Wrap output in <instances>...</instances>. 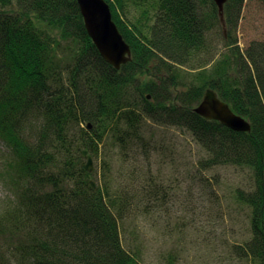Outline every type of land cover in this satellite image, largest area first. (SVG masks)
<instances>
[{
    "label": "trees",
    "instance_id": "obj_1",
    "mask_svg": "<svg viewBox=\"0 0 264 264\" xmlns=\"http://www.w3.org/2000/svg\"><path fill=\"white\" fill-rule=\"evenodd\" d=\"M104 1L132 52L119 70L100 56L76 0H0L1 177L14 197L0 207V264H140L120 224L143 179L138 158L150 154L146 120L188 129L208 154L204 170H252L253 189L234 197L251 209V238L230 251L264 264V43L239 46L247 0H228L222 18L213 0ZM222 25L226 50L214 53ZM209 89L250 133L194 112ZM108 136L128 169L112 179L105 160V181L93 188L82 152L99 158Z\"/></svg>",
    "mask_w": 264,
    "mask_h": 264
},
{
    "label": "rangeland",
    "instance_id": "obj_2",
    "mask_svg": "<svg viewBox=\"0 0 264 264\" xmlns=\"http://www.w3.org/2000/svg\"><path fill=\"white\" fill-rule=\"evenodd\" d=\"M223 35L227 36L225 26L216 27L214 53L226 50ZM237 38L242 49L253 42L264 43L263 2H245ZM185 71L193 72L189 67ZM183 74L186 80L187 75ZM142 133L151 143L150 154L139 156L136 163L143 171V179L140 185L135 184L129 199V218L124 225L120 224L124 247L139 253L140 264H250L239 260L230 249L233 244L251 238V209L237 203L234 197L239 189H253L252 170L233 165L202 169L208 154L186 128L146 120ZM100 148L101 156L92 158V181L96 185L105 181V160L112 179L121 177L128 169L113 137L108 136ZM6 152L8 149L0 140V207L14 198L1 177ZM133 183L134 180L127 181L130 189ZM198 225L204 228L197 231ZM203 234L213 237L206 242L194 241V237L203 238Z\"/></svg>",
    "mask_w": 264,
    "mask_h": 264
},
{
    "label": "water",
    "instance_id": "obj_3",
    "mask_svg": "<svg viewBox=\"0 0 264 264\" xmlns=\"http://www.w3.org/2000/svg\"><path fill=\"white\" fill-rule=\"evenodd\" d=\"M227 1L213 0L221 18ZM77 3L86 31L100 56L106 63L119 70L131 60L132 54L130 46L112 19L110 6L104 0H77ZM194 112L208 121L219 122L234 132H251V124L242 116L235 114L229 105L222 102L210 89L205 92L202 102L194 109ZM82 158L86 160L85 170L93 172L94 162L87 151L82 153ZM92 185L95 188V184L92 183Z\"/></svg>",
    "mask_w": 264,
    "mask_h": 264
},
{
    "label": "bare ground",
    "instance_id": "obj_4",
    "mask_svg": "<svg viewBox=\"0 0 264 264\" xmlns=\"http://www.w3.org/2000/svg\"><path fill=\"white\" fill-rule=\"evenodd\" d=\"M92 187L94 188V186L92 185Z\"/></svg>",
    "mask_w": 264,
    "mask_h": 264
}]
</instances>
